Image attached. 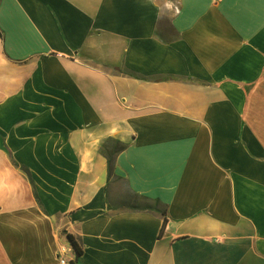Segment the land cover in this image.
Listing matches in <instances>:
<instances>
[{"label": "crops", "instance_id": "0c3cea01", "mask_svg": "<svg viewBox=\"0 0 264 264\" xmlns=\"http://www.w3.org/2000/svg\"><path fill=\"white\" fill-rule=\"evenodd\" d=\"M61 248L264 264V0H0V264Z\"/></svg>", "mask_w": 264, "mask_h": 264}, {"label": "trees", "instance_id": "16d2710c", "mask_svg": "<svg viewBox=\"0 0 264 264\" xmlns=\"http://www.w3.org/2000/svg\"><path fill=\"white\" fill-rule=\"evenodd\" d=\"M127 148V145L122 144L118 141L115 140H109L107 142V145H104L101 148V153L107 158L108 160V172H109V178H111L114 175V167H115V161L117 156L123 152L125 149ZM9 158L13 164V166L18 169L21 173L24 174V176L27 178V180L29 181V183L31 184L32 188H33V193H34V197L35 200L37 202V204L39 205V207L41 209H43V205L42 202L37 194V191L34 187V182L32 179L31 174L29 173V170L27 168H25L24 166L19 165L13 158V155L11 152H9ZM137 209V208H134ZM147 209H151V208H147ZM156 211H158L157 209H155ZM167 224V220H164V224H163V228H162V232L164 231L165 227ZM67 239L69 240V242L72 244L73 248L75 249L78 257H80L82 255V250L80 249L78 243L75 241L74 237L71 235H67Z\"/></svg>", "mask_w": 264, "mask_h": 264}, {"label": "built area", "instance_id": "2783aa9c", "mask_svg": "<svg viewBox=\"0 0 264 264\" xmlns=\"http://www.w3.org/2000/svg\"><path fill=\"white\" fill-rule=\"evenodd\" d=\"M65 254H66V250L64 248H61V250L59 252V259H60L61 264H66V259L64 257Z\"/></svg>", "mask_w": 264, "mask_h": 264}]
</instances>
